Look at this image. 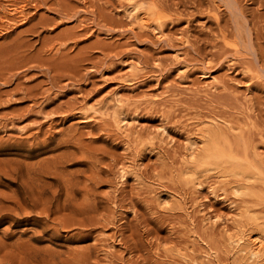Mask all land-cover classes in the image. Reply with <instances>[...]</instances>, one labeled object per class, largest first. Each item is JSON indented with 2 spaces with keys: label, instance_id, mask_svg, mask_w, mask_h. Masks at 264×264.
Listing matches in <instances>:
<instances>
[{
  "label": "rangeland",
  "instance_id": "rangeland-1",
  "mask_svg": "<svg viewBox=\"0 0 264 264\" xmlns=\"http://www.w3.org/2000/svg\"><path fill=\"white\" fill-rule=\"evenodd\" d=\"M262 165L264 0H0V264H264Z\"/></svg>",
  "mask_w": 264,
  "mask_h": 264
},
{
  "label": "bare ground",
  "instance_id": "bare-ground-1",
  "mask_svg": "<svg viewBox=\"0 0 264 264\" xmlns=\"http://www.w3.org/2000/svg\"><path fill=\"white\" fill-rule=\"evenodd\" d=\"M228 3V2H227ZM234 3V2H233ZM229 5V4H228ZM236 11V10H235ZM238 12V11H237ZM237 26V25H236ZM238 27V26H237ZM222 34V33H221ZM225 35V34H223ZM222 35V36H223ZM226 36H223L225 38ZM221 37V39H223ZM226 41V39H224ZM223 41V40H222ZM224 42V41H223ZM205 147L203 150H201V154L197 157L195 160L196 163H198L199 166L201 165H214L218 166L224 170H226L227 173L233 174L237 171L241 173H249L250 175L254 177H258V180H261L262 174H259L257 172L256 166H254L252 163H250L247 160L246 155L239 156V154L235 151V147L231 143V141L228 140L223 135H217V134H209L206 138ZM246 147V146H245ZM250 147V146H249ZM247 148V147H246ZM250 149V148H249ZM237 150V149H236ZM241 150V149H240ZM239 151V150H238ZM242 152V151H239ZM195 158V157H194ZM200 163V164H199ZM256 163V162H255ZM198 166V167H199ZM263 166V165H262ZM261 167V166H260ZM264 167V166H263ZM259 168V167H258ZM257 180V179H256ZM26 186V185H25ZM32 186V185H31ZM30 187V186H29ZM19 188V187H18ZM23 189V188H22ZM34 189V188H33ZM36 189V188H35ZM25 190V188L23 189ZM262 190V189H261ZM27 191V190H26ZM25 191V192H26ZM58 196V195H56ZM28 198V197H27ZM38 198V197H37ZM55 198V197H54ZM57 198V197H56ZM262 202H264V195L262 197ZM20 199V198H19ZM23 201V199H21ZM26 200V199H25ZM29 200V199H28ZM26 200V201H28ZM36 200V199H35ZM15 201V200H13ZM20 201V202H22ZM1 202V201H0ZM4 202V201H3ZM2 202V203H3ZM16 202H19L16 200ZM19 202V203H20ZM56 202V201H55ZM54 202V203H55ZM25 201L23 202L24 206ZM33 203V202H32ZM35 203V202H34ZM26 204V203H25ZM27 205V204H26ZM22 206V207H23ZM32 206V205H31ZM46 207V206H45ZM5 208V207H4ZM1 209V208H0ZM6 209V208H5ZM21 209V208H20ZM19 209V210H20ZM46 209V208H45ZM10 210V208H9ZM8 210V211H9ZM47 210V209H46ZM49 210V209H48ZM4 211V210H2ZM7 211V210H6ZM11 211V210H10ZM42 212V210H41ZM46 213V212H45ZM50 214V213H48ZM255 224V221H254ZM236 236V235H235ZM239 237V236H238ZM241 238V237H240ZM256 238V237H255ZM261 238V237H260ZM232 240V239H231ZM1 241V240H0ZM3 241V240H2ZM1 241V242H2ZM237 241V240H236ZM259 243L258 246H256L254 249L251 250L250 254L252 256H258L262 252H264V240H254L252 241V244H255V242ZM237 243V242H236ZM2 244V243H1ZM5 244V243H4ZM6 248V247H5Z\"/></svg>",
  "mask_w": 264,
  "mask_h": 264
}]
</instances>
